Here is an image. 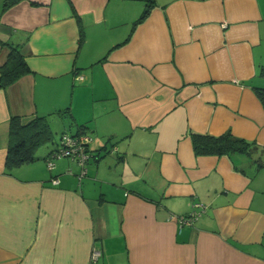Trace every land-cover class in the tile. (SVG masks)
Instances as JSON below:
<instances>
[{"label": "crops", "instance_id": "obj_1", "mask_svg": "<svg viewBox=\"0 0 264 264\" xmlns=\"http://www.w3.org/2000/svg\"><path fill=\"white\" fill-rule=\"evenodd\" d=\"M3 2L0 68L10 42L31 71L0 89V264H264V167L191 141L264 146V0ZM35 115L91 136L85 176L52 148L6 170L9 119Z\"/></svg>", "mask_w": 264, "mask_h": 264}, {"label": "trees", "instance_id": "obj_2", "mask_svg": "<svg viewBox=\"0 0 264 264\" xmlns=\"http://www.w3.org/2000/svg\"><path fill=\"white\" fill-rule=\"evenodd\" d=\"M17 1L19 0H4L2 12ZM145 14L146 13H144L142 18ZM2 44L9 47L10 53L6 63L0 68V89L6 88L31 71L23 53L24 44L10 42ZM261 75L264 76V68L261 70ZM253 91L262 107H264V87H255ZM64 133L71 134L75 137L81 135L83 132H63L60 136ZM59 139L54 142L53 133L47 116H12L8 121V145L5 161L6 170L8 172L12 171L15 168L38 159L36 155L37 150L44 145L52 144V149L45 157L46 161L47 158L54 155V153L58 151L59 146H61ZM191 141L196 156H226L231 158L236 154L245 155L252 159L257 169L264 167V146L237 137L232 134L231 131H226L220 135L195 133L191 135ZM85 152L89 156V159H87L85 163V165H87L89 160L94 157V154L89 148V144L86 145ZM59 159L72 158H58L54 159V162Z\"/></svg>", "mask_w": 264, "mask_h": 264}, {"label": "built area", "instance_id": "obj_3", "mask_svg": "<svg viewBox=\"0 0 264 264\" xmlns=\"http://www.w3.org/2000/svg\"><path fill=\"white\" fill-rule=\"evenodd\" d=\"M225 26V25H224ZM79 79H82V77H78ZM91 141V137L86 134H81L77 136H73L71 134L64 133L60 136L59 142L60 145L58 148V151L54 153V155H51L47 158L46 164L49 170H53L55 167L54 159L58 158H72L78 162V164L81 166V173L79 178H82L87 174L86 169V160L89 159L88 154L85 152L86 145L89 144ZM52 183L57 184L58 179L52 178ZM196 207H198L197 210L193 211L191 214L187 216H180L177 218L179 225H191L196 219H198L204 212H205V206L201 204H196ZM101 255L100 250L98 249H92L91 257L93 260H96Z\"/></svg>", "mask_w": 264, "mask_h": 264}, {"label": "rangeland", "instance_id": "obj_4", "mask_svg": "<svg viewBox=\"0 0 264 264\" xmlns=\"http://www.w3.org/2000/svg\"><path fill=\"white\" fill-rule=\"evenodd\" d=\"M64 124H66V126L64 125V127H62V125L59 124V125L52 128L54 142L59 139L60 132L62 130L69 131L70 128L72 129V131L75 130V128L69 122H65ZM63 128H65V129H63ZM52 146H53L52 144H47V145L40 147L37 150L36 155H42L47 150V148H51Z\"/></svg>", "mask_w": 264, "mask_h": 264}]
</instances>
